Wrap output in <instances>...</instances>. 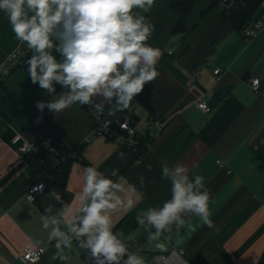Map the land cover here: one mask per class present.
I'll return each mask as SVG.
<instances>
[{
	"label": "crops",
	"instance_id": "crops-1",
	"mask_svg": "<svg viewBox=\"0 0 264 264\" xmlns=\"http://www.w3.org/2000/svg\"><path fill=\"white\" fill-rule=\"evenodd\" d=\"M216 2L196 0L185 21L186 32L175 34L179 13L170 10L169 0H155L151 10L141 14L155 26L148 43L161 51L159 75L123 111L110 114L115 98H93L92 105H100L105 119L116 124L130 121L138 136L145 138L150 131L155 133L145 140L143 151L115 138L92 137L100 125L98 116L89 111L92 105H73L59 114L45 107L41 113L36 102L47 103L60 92L49 95L38 82H31L26 61L32 53L16 39L0 12V264H21L19 257L32 248L46 251L37 264H97L79 246L74 232L70 248L58 250L56 239L49 242L53 218L71 229L79 226L81 209L90 203L82 192L87 167L122 186L117 192L122 203L108 213L114 233L129 253L152 261L155 255L181 250L192 264L260 263L264 255V32L247 41ZM259 18H264V2L251 22ZM20 51V57L8 65V57ZM7 66L12 72L5 77ZM216 70L223 73L217 76ZM254 77L260 80L258 92L251 87ZM204 99L211 113L198 108ZM156 120L163 124L160 130L153 126ZM15 135L36 143L56 141L54 145L67 149L71 167L62 188L52 180L58 163L48 150L51 144H39L40 162L35 154L19 152V146L11 143ZM180 165L189 169L190 179L203 176L212 227L185 212L182 227L173 223L153 240L157 230L147 221L138 224L137 217L150 208L159 210L171 199V181L162 178V169ZM40 176L46 183L44 191L30 195ZM128 200L134 203L130 210ZM45 220L47 229L42 227ZM157 243L163 249L156 248Z\"/></svg>",
	"mask_w": 264,
	"mask_h": 264
},
{
	"label": "clouds",
	"instance_id": "clouds-1",
	"mask_svg": "<svg viewBox=\"0 0 264 264\" xmlns=\"http://www.w3.org/2000/svg\"><path fill=\"white\" fill-rule=\"evenodd\" d=\"M154 3L155 0H0V12L16 39L32 53L26 61L31 82H38L49 95L56 93V85L63 89L47 103L37 101L36 108L42 113L47 107L59 114L73 105H92L94 97L102 96L109 101L115 98L110 114L128 109L145 85L159 75L161 51L148 43L155 26L141 14L148 13ZM134 9L140 12L134 13ZM85 171L82 192L90 203L81 209L84 215L79 218V226L71 229L77 243L97 264H146L142 255L129 253L113 231L108 210L122 203L117 195L122 186L96 168L87 167ZM188 172L184 165L162 169V178L171 181V199L159 210L150 208L137 217L138 224L147 221L157 230L151 239H158L173 223L182 227L185 220L181 214L185 212L212 227L204 178L195 175L190 179ZM127 205L130 210L134 203L128 200ZM51 223L54 227L49 242L56 239L58 250L62 246L70 248V238L55 227L58 221L53 218ZM42 227H49L47 220ZM155 246L164 247L162 243Z\"/></svg>",
	"mask_w": 264,
	"mask_h": 264
},
{
	"label": "built area",
	"instance_id": "built-area-1",
	"mask_svg": "<svg viewBox=\"0 0 264 264\" xmlns=\"http://www.w3.org/2000/svg\"><path fill=\"white\" fill-rule=\"evenodd\" d=\"M248 0H220L219 5L222 8L223 11H225L227 14L231 13L234 9H237L239 7H242L245 5V3ZM264 32V18H260L256 20L255 22L251 23L248 27L244 28L242 30V35L244 38L249 41L255 37H257L260 33ZM22 54V51L15 52L12 55H10L7 59V63H12L15 61L20 55ZM12 72V68L10 66H7L6 69L3 71V75L5 77L9 76ZM223 72L221 70H216L215 74L217 76H220ZM260 86V80L258 78H252L251 79V87L255 92L259 91ZM93 112L96 113L98 118L100 119V125L94 133H92V137H100V136H106L108 138H115L120 143L127 145L129 147L136 148L138 145V131L135 127L132 126L130 121L124 120L119 121L117 123L118 128L120 129L121 133L115 134L110 131V129L107 127L105 118L101 112L100 108H97L96 106H91ZM198 108L206 113H211V107L209 106L208 102L204 99L198 103ZM153 126L157 129H161L163 127V124L156 120L153 123ZM150 138L155 137V133L149 132ZM11 143L19 146V152L22 155H31L35 154L34 158L40 162H43V156L38 153V145L36 142L33 141H25L23 140L19 135H15ZM48 150L50 151V154L53 156V158L57 161L58 165L61 163V157L58 150H56L54 147H48ZM222 168H225V164L222 162H219ZM39 182L34 184L32 188L29 191L30 195H35L37 193H41L44 191L46 187V183L42 177H38ZM263 210H264V201H263ZM62 210L58 212V215L60 216L62 214ZM57 220V219H56ZM58 221V220H57ZM61 224L60 221H58V224L55 225V227H59ZM73 232L71 233L72 237ZM45 249L43 248H32L27 249L20 257L19 262L21 264H37L40 262L42 257L45 255ZM153 264H192L189 260H187L184 251L181 250H173L168 254L164 255H155L151 261ZM147 264V263H146ZM197 264H204V263H197Z\"/></svg>",
	"mask_w": 264,
	"mask_h": 264
},
{
	"label": "trees",
	"instance_id": "trees-1",
	"mask_svg": "<svg viewBox=\"0 0 264 264\" xmlns=\"http://www.w3.org/2000/svg\"><path fill=\"white\" fill-rule=\"evenodd\" d=\"M196 0H169V8L170 10L179 13L180 18L177 22V25L174 29L175 34H184L186 32L185 28V21L187 16L189 15L191 8ZM220 0H217L216 4L219 6ZM264 2V0H248L245 5L242 7H239L237 9H234L231 11V13L227 14L225 11H223L224 17L226 20H228L230 23L233 24V26L241 31L246 27H248L251 23V16L254 14V12L261 6V4ZM260 19V18H259ZM258 20V19H257ZM63 91V89L56 85V93H59ZM105 118V117H104ZM107 127L110 129L112 133L119 134L121 133L120 129L118 128L117 124L114 120H107L105 119ZM137 140L139 144L137 145V149L140 151H143L145 147V140H150V136L148 134V137L138 136ZM56 141H52L51 143H37L38 149L39 144H51L52 147H54L56 150L59 151L60 157H61V163L58 165L57 170L52 175V180L54 182V185L62 188L64 186V182L66 181L69 169L71 167V160L69 159L68 151L64 147L59 146L57 143L54 145ZM259 264H264V255L260 260Z\"/></svg>",
	"mask_w": 264,
	"mask_h": 264
},
{
	"label": "water",
	"instance_id": "water-1",
	"mask_svg": "<svg viewBox=\"0 0 264 264\" xmlns=\"http://www.w3.org/2000/svg\"><path fill=\"white\" fill-rule=\"evenodd\" d=\"M58 228H59V230H60L62 233H64V234L67 235L68 237L71 236L72 231H71V228H70V226H69L68 224H66V223H61V224L59 225Z\"/></svg>",
	"mask_w": 264,
	"mask_h": 264
},
{
	"label": "rangeland",
	"instance_id": "rangeland-1",
	"mask_svg": "<svg viewBox=\"0 0 264 264\" xmlns=\"http://www.w3.org/2000/svg\"><path fill=\"white\" fill-rule=\"evenodd\" d=\"M168 254V253H167ZM144 257V259H145V261H146V263L147 264H153L152 262H151V259L149 258V257H147V256H143Z\"/></svg>",
	"mask_w": 264,
	"mask_h": 264
}]
</instances>
